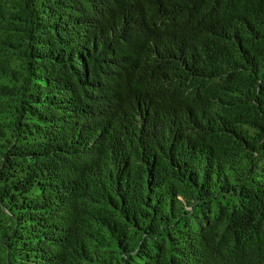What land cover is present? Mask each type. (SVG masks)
Segmentation results:
<instances>
[{
    "label": "trees",
    "instance_id": "1",
    "mask_svg": "<svg viewBox=\"0 0 264 264\" xmlns=\"http://www.w3.org/2000/svg\"><path fill=\"white\" fill-rule=\"evenodd\" d=\"M0 264H264V0H0Z\"/></svg>",
    "mask_w": 264,
    "mask_h": 264
}]
</instances>
